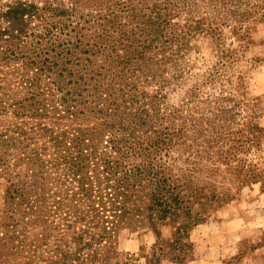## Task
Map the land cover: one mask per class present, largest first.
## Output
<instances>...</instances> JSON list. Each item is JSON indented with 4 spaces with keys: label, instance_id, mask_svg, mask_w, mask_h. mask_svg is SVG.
Listing matches in <instances>:
<instances>
[{
    "label": "rangeland",
    "instance_id": "1",
    "mask_svg": "<svg viewBox=\"0 0 264 264\" xmlns=\"http://www.w3.org/2000/svg\"><path fill=\"white\" fill-rule=\"evenodd\" d=\"M14 1L0 0V33ZM73 1L71 15L44 14L49 33L32 22L19 41L0 34V214L10 184L34 199L35 183L68 175L39 126L96 136L144 109L151 125L124 131L140 148L105 149L135 185L117 250L134 264L154 251L156 264H264V0ZM40 230L20 237L34 244Z\"/></svg>",
    "mask_w": 264,
    "mask_h": 264
},
{
    "label": "trees",
    "instance_id": "2",
    "mask_svg": "<svg viewBox=\"0 0 264 264\" xmlns=\"http://www.w3.org/2000/svg\"><path fill=\"white\" fill-rule=\"evenodd\" d=\"M71 1L67 6L58 0L54 1L55 5L52 0H38L40 3L14 1L3 13L7 28L0 34L19 41V35L26 32L32 22L49 33L51 28L45 24L44 14L57 11L58 15H71L76 7V2ZM45 63L46 59H43L41 65L45 66ZM151 119L150 113L143 109L132 114L129 121L114 119L101 123L103 127L96 136L80 127L51 131L39 126L35 139H42L43 143H50L56 151L66 154L68 175L58 177L55 187L49 189L35 183L34 199H25L20 188L12 184L7 186L0 214V264L16 255L25 257L24 264H134L133 255L117 250L116 238L118 231L129 226L133 219V207L126 195L135 185L126 173L120 175L123 173L122 169L118 171L121 164L108 153L123 151L127 154L139 149L141 144L132 132L126 134L124 131L129 127L131 131L148 127ZM104 132H110L109 136L106 137ZM1 136L0 142L5 140ZM163 144L164 141L159 139L154 147L160 151ZM107 148H110L109 152L105 150ZM135 171L140 173L139 168ZM20 209L23 210L21 215L18 214ZM31 222L41 227L34 244L25 243L20 237L24 225ZM21 224L23 226L18 228ZM169 247L170 258L182 262L183 253L178 241ZM158 251L160 255L162 246ZM148 262L158 263L155 251Z\"/></svg>",
    "mask_w": 264,
    "mask_h": 264
}]
</instances>
